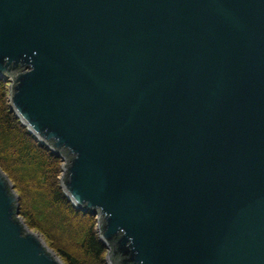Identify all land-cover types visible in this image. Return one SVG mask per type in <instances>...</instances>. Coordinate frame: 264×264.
<instances>
[{
  "label": "water",
  "instance_id": "1",
  "mask_svg": "<svg viewBox=\"0 0 264 264\" xmlns=\"http://www.w3.org/2000/svg\"><path fill=\"white\" fill-rule=\"evenodd\" d=\"M0 78L108 264H264V0H0ZM19 215L0 170V264H63Z\"/></svg>",
  "mask_w": 264,
  "mask_h": 264
},
{
  "label": "trees",
  "instance_id": "2",
  "mask_svg": "<svg viewBox=\"0 0 264 264\" xmlns=\"http://www.w3.org/2000/svg\"><path fill=\"white\" fill-rule=\"evenodd\" d=\"M8 94V83L0 79V168L19 194L20 215L64 264H107L96 219L64 196L61 159L40 145L10 111Z\"/></svg>",
  "mask_w": 264,
  "mask_h": 264
},
{
  "label": "rangeland",
  "instance_id": "3",
  "mask_svg": "<svg viewBox=\"0 0 264 264\" xmlns=\"http://www.w3.org/2000/svg\"><path fill=\"white\" fill-rule=\"evenodd\" d=\"M20 216V215H19ZM28 226V225H27ZM29 227V226H28ZM30 228V227H29ZM30 229H32V228H30ZM41 237H42V239L44 240V238H43V236H42V234L40 233V232H37ZM50 249H52V248H50Z\"/></svg>",
  "mask_w": 264,
  "mask_h": 264
}]
</instances>
